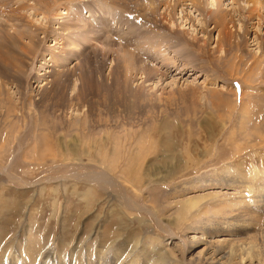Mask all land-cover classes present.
Here are the masks:
<instances>
[{
    "label": "rangeland",
    "instance_id": "rangeland-1",
    "mask_svg": "<svg viewBox=\"0 0 264 264\" xmlns=\"http://www.w3.org/2000/svg\"><path fill=\"white\" fill-rule=\"evenodd\" d=\"M197 1L0 0V257L264 264V21Z\"/></svg>",
    "mask_w": 264,
    "mask_h": 264
},
{
    "label": "bare ground",
    "instance_id": "bare-ground-1",
    "mask_svg": "<svg viewBox=\"0 0 264 264\" xmlns=\"http://www.w3.org/2000/svg\"><path fill=\"white\" fill-rule=\"evenodd\" d=\"M180 1H182V0H173V6H170V7L166 6L168 8L164 7V9H170V12L167 13L166 16L168 17V20L171 23V25H174V23L171 22V20H173L172 18H174V16H175V15H173L174 5L178 4ZM190 1L193 2L194 4L199 3V1H197V0H190ZM235 1H239V0H235ZM241 1L249 3V6L242 8V11L246 12L247 20H248V18H253L254 19V18L258 17V19H257L258 22L259 21H261V22L264 21L263 18H262L263 16L261 17V16L258 15L260 8L264 9V5L262 4L263 0H241ZM30 4H32V2ZM25 7H26V5H21V8H25ZM153 10H156V12L158 13V11H157L158 9L156 7H153L151 9V11H153ZM210 12H211V14H210ZM243 12H238V13L241 16L242 14H244ZM180 13H181V15H183L182 11H180ZM207 13H208V17L207 18L203 17L205 20L212 19V18L213 19L217 18V16L215 15L217 13L214 12V11H207ZM164 14L165 13H163V17L165 18L166 16H164ZM181 15H179L178 18H180L182 20L183 18H185V16L181 17ZM163 17H162V19H163ZM187 21L189 23L190 19L189 20L185 19V22H187ZM157 23H159V25H163V23H165V22L163 20H161V21H157ZM93 27H95V26L93 25ZM151 27H153V26L150 25L148 29L146 27L147 30H150L148 32H151V33L153 32V33H155V35H156V33L158 34V36H156V37H154V35L151 34V36L154 37L153 40L149 38L150 40L153 41V42H151V45H150V48H152V51H153V48L154 49L158 48V50H159V48H162L165 43L171 42L172 41L171 38L173 36V35H170L171 32L173 34L177 35L174 30L169 29V27H173V26H170V25H169V27H167V25H165V27H163V30H159V29H157V27H155V29L151 28ZM153 30H155L156 32L153 31ZM164 30L167 31L166 34L164 33L165 32ZM146 33L144 32L142 34L144 35ZM147 34L150 35V33H147ZM159 34H161V35H159ZM162 34H164V35H162ZM137 36H139V35H137ZM29 37H30V35H29ZM145 38L148 40L147 37H145ZM157 43H159V45H157ZM168 45H170V44H168ZM182 45H183V43H182ZM263 45H264V43H263ZM49 46L51 47L52 45H49ZM174 49H176V48H174ZM160 51H161V49H160ZM48 74H50V73H48ZM97 177H100V176H97ZM101 177H102L101 179L106 178L105 175H103ZM92 179H94V177H92ZM105 189H106V187H105ZM125 201L127 202V199H125ZM102 243H104V242H102ZM114 245H115L114 248L112 247L111 250L109 249L108 252H106V251H103V250H100V249L89 250V248H88V246H86V244H82L80 246L78 245L79 247L74 253L67 254V255H60L59 253L56 252V250L54 251L48 245H47L48 247L45 246L47 248L43 249L41 247V244H36V246H35V250L37 249L36 251L30 252V253H28L26 251H24L22 253H18L15 250V252H13L11 256L10 255L8 256V253H7L8 251L5 254L4 253V248H1V256L2 257H0L1 258L0 264H156L153 261L152 262H147V263H143L142 262V258H140V256H144L145 259H150L151 256H152L151 254H148L146 252V249L141 247L143 244H141V246L140 245L135 246V245H129V244H123L121 246H119L118 244H114ZM108 247L109 246H107V248ZM211 251L212 252H211L210 257H213L214 259H218L219 260L218 263L215 262V264H234L231 261L232 260V258H231L232 256H231L230 252L227 249H225V248H218L217 249L216 245H214L212 247ZM61 254H62V252H61ZM244 254L241 253L238 256L239 260H238L237 264H249V263L252 262V259H250V257L248 256V253L246 252ZM23 256L24 257L25 256H29L28 260H25L23 258ZM209 261H211L210 258H208V264H209ZM167 262H169V261H167ZM161 264H165V263H161Z\"/></svg>",
    "mask_w": 264,
    "mask_h": 264
}]
</instances>
